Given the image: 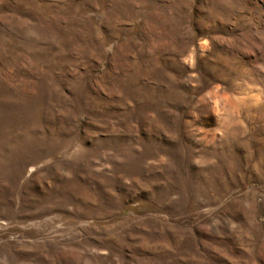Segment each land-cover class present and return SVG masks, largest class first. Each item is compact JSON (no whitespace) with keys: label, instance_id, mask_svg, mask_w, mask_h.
Segmentation results:
<instances>
[{"label":"rangeland","instance_id":"obj_1","mask_svg":"<svg viewBox=\"0 0 264 264\" xmlns=\"http://www.w3.org/2000/svg\"><path fill=\"white\" fill-rule=\"evenodd\" d=\"M0 264H264V0H0Z\"/></svg>","mask_w":264,"mask_h":264}]
</instances>
